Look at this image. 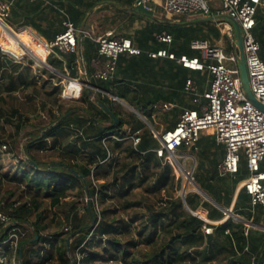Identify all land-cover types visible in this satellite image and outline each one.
I'll return each instance as SVG.
<instances>
[{
    "label": "trees",
    "instance_id": "trees-1",
    "mask_svg": "<svg viewBox=\"0 0 264 264\" xmlns=\"http://www.w3.org/2000/svg\"><path fill=\"white\" fill-rule=\"evenodd\" d=\"M116 1L38 0L35 4L17 5L18 9L12 10L11 14L13 18L23 19L16 29L30 28L50 42L64 31L62 20L66 16L63 15L65 16L63 18L60 10L77 28H82L86 14L93 7L102 2H112L100 9L101 11L115 9L122 4ZM122 1L129 3L133 0ZM49 13H51V21L48 17ZM6 22L10 26L14 25L8 18ZM255 22L253 35L260 45L259 55L264 61V6L257 8ZM100 26L101 32L97 35L104 33L106 28V24L102 23ZM185 27L184 24L170 25L164 29L173 35L175 40L189 42L191 39H187L184 33ZM161 31L160 28L157 32ZM212 35L219 38L220 33L217 30ZM139 38H137L138 44L145 43L143 38ZM81 39L87 48H94V54L98 55L95 42L84 37ZM62 56L66 57L60 60L58 51H54L46 60L52 69L61 73L64 71L63 62L67 69L71 70L72 65L77 61L76 53ZM32 65L30 59L17 63L0 51V122L4 121L3 124H11V119L18 114V109L10 107L6 98L20 89L44 90L46 85H52V79L61 80L51 71L43 67L33 69ZM46 76H49V81H45ZM98 86L125 100L148 122H151L153 104L148 103L144 98H136L130 83H113L112 79L109 82H101ZM61 88L63 92V85L53 87V91L58 94ZM52 93L44 96H50ZM95 98L102 100L119 119L117 127H112V119L91 100L87 89L83 90L79 99L86 104L81 109H69L63 113L53 112L47 103L42 101V109L49 114L51 121L43 129L42 134L32 135L23 147L25 157L36 166L26 160H15L18 163L14 173H0V212L16 224L18 235L17 245L12 249L9 243H5L10 229L1 225L3 230L0 229V249L3 250L0 252V258H3L5 263L0 262V264H261L264 262V233L254 228H247L242 222L232 218L221 225H213L195 216V213L203 209L209 222H219L225 218L223 211L198 193L190 192L184 200L177 194L182 185V178L176 175L170 163L157 157L154 150L160 145L145 123L133 113H124L114 108L112 106L114 102L109 98L99 93ZM4 105L8 108L4 109ZM70 112H73L71 116L61 123L58 122ZM0 128L3 126L0 125ZM15 128L19 131L21 125L16 124ZM109 136H115L119 140L107 138ZM126 136H135L140 141L134 147ZM66 140L68 143L63 145ZM2 146L3 144L0 143V153L4 152ZM48 150L56 151L58 157L50 161L38 160L36 154ZM214 156L215 153L207 155L206 151L200 152L202 159H210ZM51 163L67 165L84 177L90 192V211L84 200L87 193L79 177L60 168H49ZM198 169L200 171V167ZM192 177L198 187L216 204L229 208L235 184L239 180L238 176L234 179L233 188L229 186L228 177H219L217 174L211 176L218 182L211 191L198 182L196 172ZM8 181L17 186V191L9 194L14 196L18 192V197L24 198V201L10 200L1 196L4 184ZM73 192H76L77 199L84 201L83 209L79 208L78 200L73 201L67 210L63 209V202L69 193ZM45 201L49 211H53L50 222L63 226L67 232L60 235H43L48 227L46 212L43 209ZM55 210L58 212L54 213ZM233 213L247 222L259 224L263 211L259 206L251 208L249 195L241 189L235 200ZM83 214L86 220L81 219ZM25 225L32 227L30 237L25 236L27 230ZM204 226L212 229L211 234H204ZM69 237L71 242L68 250Z\"/></svg>",
    "mask_w": 264,
    "mask_h": 264
},
{
    "label": "built area",
    "instance_id": "built-area-1",
    "mask_svg": "<svg viewBox=\"0 0 264 264\" xmlns=\"http://www.w3.org/2000/svg\"><path fill=\"white\" fill-rule=\"evenodd\" d=\"M150 1L159 3L164 14L169 18L193 16L207 18L212 15L210 0H137V6L145 11H152ZM219 1L221 5L218 14L223 18H233L240 27L249 88L256 101L264 107V63L259 55L260 45L253 35L256 10L262 5L263 0ZM9 13L10 4L0 1V19L6 20ZM62 25L64 31L47 43L48 50L58 51L61 55H70L77 53L78 37L92 40L97 45L98 53V57L92 62L93 78L96 80L109 82L114 78L120 55L141 54V51L134 47L129 39L115 36L112 31L95 35L91 30L77 28L69 19H65ZM219 27L232 50H225L222 43L212 45L207 40L193 39L189 46L191 50L199 53V57L189 58L185 55L177 57L165 49L148 53L149 57L167 58L185 69L207 72L211 77L208 90L202 94L199 93L198 86L193 80L188 79L185 82V93L191 97L192 103L197 108L183 110L178 115L175 127L171 130L162 133L153 131L160 145L154 152L158 158L170 163L176 174L178 169L188 183H192V173L182 169L177 150L183 146L196 151L201 132L212 130L216 143L224 146V156L217 165L218 174L220 176L236 175L241 158L244 159L248 178L243 183V189L250 197L251 208L259 206L262 209L261 221L264 225V172L260 169V164L264 161V112L250 103L243 93L238 74V51L232 26L228 22H221ZM157 41L169 45L172 42V36L162 32L157 36ZM16 45L19 53H15L10 47L3 46H0V51L11 57L14 62L20 63L30 59L33 62V68H44L43 63H40L27 44L16 41ZM80 73L86 77L84 71ZM62 85L64 86L63 100L78 101L83 90L87 89L116 101V98L92 87L81 78H66ZM160 107L163 110H169L172 106L163 104ZM153 108L158 110L157 106ZM107 138L119 140L115 136ZM126 139L131 140L134 147L140 141L135 136H126ZM2 149L5 150L6 146L3 145ZM84 200L87 202L86 196ZM194 215L208 223L206 211L200 210ZM1 225L10 229L5 243L15 248L18 242L16 224L0 212ZM203 232L209 235L212 229L204 226Z\"/></svg>",
    "mask_w": 264,
    "mask_h": 264
},
{
    "label": "crops",
    "instance_id": "crops-1",
    "mask_svg": "<svg viewBox=\"0 0 264 264\" xmlns=\"http://www.w3.org/2000/svg\"><path fill=\"white\" fill-rule=\"evenodd\" d=\"M3 1L10 4V13L8 19L12 20L14 25L10 26L7 24L6 20L3 21L1 19L0 21L2 23H0V25H2L4 28L6 27L10 32H13L14 34H23L27 37L26 40L31 45L40 44L36 46V50L40 52L39 54H41L43 58H45V63H43L44 68L59 77L61 79V84L66 78H81L84 82H88L92 87L104 91L98 86V84L102 81L93 78L94 66L92 62L98 57V55L94 54V48H87L85 46V42H82V39H80L78 41V50L76 53L77 61L72 65L71 70L67 69L65 62H63L64 71L62 73L52 69L46 61L47 57L52 53L47 48V43L49 42H47L44 38L39 36L30 28L19 27L18 29H16V27L23 22V19H21L20 17H18V19L13 18V14H11L12 10L18 9L17 5L20 6L21 4H35L38 0ZM116 2H122V4L117 6L118 8L115 9H103L102 11L100 9L102 6L112 4V2H102L101 4L93 7L86 14L84 19V26H82V28L80 29L91 30L95 33V35H97L98 32H101L100 24H106L104 32L112 31L115 36L129 39L132 45L141 51V54L139 55L122 54L119 59L118 65L116 66L113 83H130L133 90V95L136 98H144L145 101L153 104L151 107L153 110V113L151 115V122H148L145 117L140 115V113L134 107L130 106L125 100L116 97L112 93H108L106 91L104 92L116 98V101L113 102L117 103H112V106L114 108H117L119 106V108H121L122 111L126 113L128 111L123 108L126 107L130 110V113L135 114L143 123H145L152 133L153 131L162 133L164 131L171 130L173 127H175L178 115L183 110L197 108L196 105L192 103L191 97H189L185 93V82L188 79L193 80L198 86L199 93L202 94L208 90L211 77L207 72L191 71L185 69L175 61L169 60L167 58L149 57L148 53H155L159 50L165 49L169 53H173L177 57L182 55H185L189 58L199 57V53L197 51H193L190 49L189 44L193 39L207 40L212 45H219L220 43H222L225 50H232L229 41L226 40L221 31V28L219 27V23L226 22L225 19L218 14V12L220 11V5L214 2V0H211V2H213L214 4L211 6L212 15L210 17H217L216 21L193 23L199 19H202L203 17L193 16L188 18L186 17L187 19L182 20L179 19L182 17L171 19L163 13L161 6L157 2H149L150 6L153 9L152 11H145L141 7L137 6V0H133L129 3L122 0H117ZM263 6L264 0L262 2L261 8ZM97 10L99 11L95 15V12ZM60 14L63 18L66 16L65 19H69L68 16L61 10ZM48 17L51 21V13H49ZM65 19H63L62 22ZM181 24H184L186 26L184 33L186 34L187 39H191L189 42H185L183 40L177 41L171 34L170 35L172 36V42L169 45L157 41V36L160 33H168L164 29V27ZM189 26L192 27L190 28ZM160 28L162 29V31L158 33L157 31ZM217 30L220 33L219 38H215L212 35ZM101 34L103 33H99V35ZM138 37L143 38V41L145 43L138 44ZM178 52H180L179 55ZM64 57L66 56H62L61 54H59L60 60H63ZM82 71L86 73V77H83L81 75L80 72ZM71 72L73 73L72 75ZM97 93L99 92L92 91L91 95H96ZM102 96L107 97L104 95ZM201 101L203 100L201 99ZM163 104H170L172 107L169 110H163L160 107ZM154 106H157L158 110L154 109ZM125 131L128 132V130ZM196 148V151H193V149L186 147L179 148L177 150L178 161L186 171L192 173V176L196 172V179L198 180V182L202 183V185H204V187L208 191H211L212 188L218 183L216 179L211 178V176H216V174L219 177H228V179L230 180L229 186L232 188L234 187V179L237 178V176L239 177V180L237 184H235L229 208H224L216 204L209 195H207L198 187L194 179L192 189H186V186L184 187L185 190L182 188L183 193L180 194L181 198L184 200L185 196L188 193L196 192L206 201L216 206L221 211H227V213L224 212L225 218L223 220L219 222H209L207 220L208 223H211L213 225H221L227 219L232 218L235 221L242 222L247 228H254L264 233V225L262 224V221H260L259 224H253L252 222L243 220L233 213L235 200L240 190L243 189L244 181L248 178V172L245 168L244 159L239 164L240 173L238 171V174L240 176L237 174L234 176H220L217 171V166L215 167V164L218 165V163L222 160L224 156V146L216 143L212 130H206L200 134ZM203 151H206L207 155H209V153H215L214 158H200V152ZM199 167L200 171H198ZM260 169L262 172H264V161L261 162ZM194 185H196L205 196L202 195ZM262 214L263 213H261V218Z\"/></svg>",
    "mask_w": 264,
    "mask_h": 264
},
{
    "label": "rangeland",
    "instance_id": "rangeland-1",
    "mask_svg": "<svg viewBox=\"0 0 264 264\" xmlns=\"http://www.w3.org/2000/svg\"><path fill=\"white\" fill-rule=\"evenodd\" d=\"M214 2L221 5L219 0H214ZM213 4L214 3L211 2L210 0L209 5L212 6ZM187 18L182 17L180 18V20L187 19ZM171 19H175V18H171ZM3 31H4V27L0 25V33H1L0 34V46H3V41L1 39L3 36ZM14 52L19 53L20 51L16 49ZM37 73L41 75L39 71H37ZM44 79L45 81L50 80L49 76H46ZM38 81L40 82V80ZM51 83L52 85L51 84L46 85L44 90H41L40 88H35V89L29 88L23 91L22 89H20L19 91L12 94L10 97L6 98L7 104L10 107L13 106L18 109V114L11 119L12 121L11 124H3L4 121L0 122V125L3 126V128H0V143L3 145L5 144L7 146L6 150H3L4 152L0 153V173L1 174H10V173L12 174L14 173V171H16L15 169H16V165L18 162H16L15 160L17 161L25 160L24 149H23L24 145L29 141L32 135L42 134L43 129H45L49 125V122L51 121V119L49 118V114L42 109V101H45L47 105L49 106V108L51 109V111L53 112L58 111V112L63 113L69 109H81L82 107L84 108L86 106V104L84 102L82 103L81 100H78V101L63 100L62 94H61L62 88H61V92L58 94L53 91V87L55 86L62 87L61 80L59 81L58 79H54V80L52 79ZM49 93H52V94L50 96H44ZM95 96L96 95L94 94L91 95V100L94 103H96L98 100V99L96 100ZM114 103H117V102H114ZM7 108L8 107L4 105V109H7ZM123 108L128 111L126 113H130L129 109H127L126 107H123ZM116 109L122 111V109L119 108V106ZM16 124L21 125V129L19 131H17L15 128ZM68 140H70V138ZM68 140L64 141L63 145H66L68 143ZM36 157L40 161H50L52 159L57 158L58 156H57L56 151L48 150L41 154H36ZM182 169L184 168L182 167ZM177 171L178 172L176 175L182 178L181 188L177 192V194L180 195L183 193L182 188L184 189L185 186H186V189L187 188L192 189L193 181L192 183H188L186 178L180 173L178 169ZM8 182H5L1 196L8 197L10 200H19L21 202L24 201L25 200L24 198L21 199L18 197L19 195L18 192H16L14 196H11V194H9L10 192L13 193L17 191L16 190L17 186L11 184V182L9 183ZM77 198L78 196L76 192L69 193V196L65 199V201L62 204L63 209L67 210L69 205L75 200H78L77 203H80L79 208L83 209L84 201L82 202L81 199H77ZM43 209L46 212V223L48 225L47 229L43 233L44 236L46 235L52 236L54 234L60 235V234L67 232V230H65L63 226H58L55 224V222H50V218L52 217L53 211H49L46 201L44 202ZM57 212L58 210L54 211V213H57ZM81 219L86 220L87 218L83 214ZM33 221L34 220L32 219V222ZM25 226L27 227L25 236L30 237L32 235L31 234L32 227L27 226V225ZM0 229L3 230V227L0 226ZM11 246H12V249H14L13 245ZM2 250L0 249V252H2ZM0 262L5 263V260L3 258H0ZM13 264H16V263H13Z\"/></svg>",
    "mask_w": 264,
    "mask_h": 264
},
{
    "label": "water",
    "instance_id": "water-1",
    "mask_svg": "<svg viewBox=\"0 0 264 264\" xmlns=\"http://www.w3.org/2000/svg\"><path fill=\"white\" fill-rule=\"evenodd\" d=\"M226 22H228L229 24H231L234 28V32H235V44L237 47V51H238V74H239V78L242 84V89H243V93L245 95V97L248 99V101L250 103H252L257 109H259L260 111L264 112V107L258 103L256 101V99L253 97L250 88H249V81H248V77H247V71H246V66H245V60H244V52H243V47H242V35H241V30L240 27L238 25V23L230 17H225L224 18ZM217 17H207V18H202L199 19L193 23H204V22H210V21H216ZM81 38L78 37V41ZM89 95H91V92L89 91ZM97 106L104 112L106 113L113 121L112 123V127H117V125L119 124V119L115 116V114L112 112V110L102 101V100H97L96 102ZM73 114V112H70L68 114H66L65 116H63L58 122L61 123L62 121H64L66 118H68L69 116H71ZM93 122L98 123L97 121H95L94 119H91ZM26 162L30 163L33 166H36V164L34 162H32L31 160H29L28 158L25 157ZM49 168H60L63 171L72 173L74 175H77L79 177V179L82 181L84 188L86 190V197H87V204H88V210L90 211V192H89V188H88V184L86 182V180L84 179L83 176H80L77 174V171L68 167L67 165L64 164H60V163H51L49 165ZM195 188L202 194L204 195L199 188L194 185ZM205 196V195H204ZM225 213H227L226 210H224ZM70 242H71V237H69L67 239V248L69 250V246H70Z\"/></svg>",
    "mask_w": 264,
    "mask_h": 264
},
{
    "label": "bare ground",
    "instance_id": "bare-ground-1",
    "mask_svg": "<svg viewBox=\"0 0 264 264\" xmlns=\"http://www.w3.org/2000/svg\"><path fill=\"white\" fill-rule=\"evenodd\" d=\"M2 41H3V47L4 48H11L13 51L16 49V41L24 42L29 46L30 51L38 58L40 63H44V58L39 54L36 50V46L40 44H30L26 39L27 37L24 36L23 34H14L13 32H10L6 27L4 28L3 31V36H2ZM36 43V42H35ZM13 46V47H12ZM15 46V47H14ZM42 52V51H41ZM178 172V171H177ZM185 190V189H184ZM208 199V198H207Z\"/></svg>",
    "mask_w": 264,
    "mask_h": 264
}]
</instances>
